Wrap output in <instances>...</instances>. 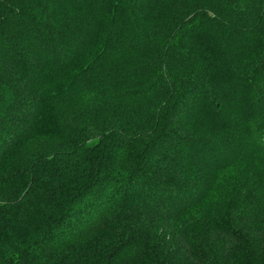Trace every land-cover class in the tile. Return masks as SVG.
<instances>
[{"label":"trees","instance_id":"obj_1","mask_svg":"<svg viewBox=\"0 0 264 264\" xmlns=\"http://www.w3.org/2000/svg\"><path fill=\"white\" fill-rule=\"evenodd\" d=\"M0 264H264V0H0Z\"/></svg>","mask_w":264,"mask_h":264},{"label":"rangeland","instance_id":"obj_2","mask_svg":"<svg viewBox=\"0 0 264 264\" xmlns=\"http://www.w3.org/2000/svg\"><path fill=\"white\" fill-rule=\"evenodd\" d=\"M136 73V72H140L137 67H133V68H130V69H124L121 74L119 75V81H121L122 83H124L125 81H127L129 79V74L131 73ZM88 113H90L87 117H89L92 113L90 111H88ZM37 143H39L40 145H47L49 143L52 142L51 139H48V138H45V137H40L39 139H36ZM252 165V164H251ZM254 165V164H253ZM250 167V166H249ZM254 167V166H253ZM249 168H246V171H248ZM243 171V169H239V166H237L236 168H231V169H228L224 172L225 176H221L220 177V181H219V187L223 188L225 187L224 186V183L226 181H229V180H233L236 176H239ZM261 175V174H260ZM222 194L218 195L217 197L214 196L212 200L218 202V201H221L222 199L220 198ZM211 199V195H209L207 197L206 200H210ZM208 215V214H207ZM202 217H199V220H198V230L200 232L199 235H201V237L205 240V238L207 237V234L209 233V230H211L213 228V225L211 223V217L210 215H208V218H203L201 220ZM201 221V222H200ZM173 225L174 227L178 228L180 225H179V222H173ZM160 231H162V229H160ZM172 233V232H171ZM192 241V240H191ZM196 244V243H195Z\"/></svg>","mask_w":264,"mask_h":264}]
</instances>
